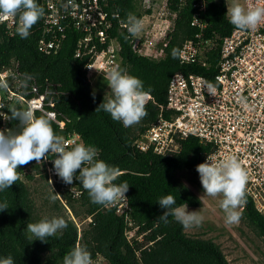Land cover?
I'll return each mask as SVG.
<instances>
[{
  "label": "trees",
  "instance_id": "obj_1",
  "mask_svg": "<svg viewBox=\"0 0 264 264\" xmlns=\"http://www.w3.org/2000/svg\"><path fill=\"white\" fill-rule=\"evenodd\" d=\"M144 1L148 3L147 0L102 1L112 26L106 30V42L95 39L92 43L97 50H102L108 47L110 40L116 42L122 57L119 67L140 78L145 90L157 103L166 104L167 86L174 73L207 76L216 73L222 39L235 27L229 22L226 0H207L204 9L196 5V0H168L169 7L177 12V18L166 55L161 58L145 56L133 48L127 29L120 24L126 21L129 13L138 18L152 13L154 1L146 9L143 8ZM38 3L45 9L43 0H38ZM114 13L118 18L112 16ZM195 15L206 27L193 24ZM43 24V19H40L26 39L16 32L12 35L4 26L0 27V67L14 60L19 62L22 79L31 77L27 83L35 82L40 91H45L48 85L57 117L65 123L61 126L54 122L55 131L65 137L79 134L85 144L100 152L97 159L119 168L122 174L115 183L126 181L129 184L126 196L132 224L125 214L117 212V206L92 203L88 192L78 180H74L72 186L80 189L81 193L74 196L69 190L62 191V197L57 196L52 207L58 210L70 207L76 216H81L83 228L66 215L68 226L62 234L58 232L47 242L39 239L29 241L26 238L27 224L42 217L28 183L37 174L47 177L43 174L45 162L37 164L31 161L17 169L21 179L0 192V202L7 200L10 207L0 212V258L11 255L15 264H63L64 255L79 242L90 251L93 264H97L100 258L109 264H230L221 246L213 239L189 235L171 217L169 223L158 219L166 209H162L157 201L169 194L174 196L177 206L201 205L200 197L178 178L177 172L195 169L204 162L208 147L190 136L181 140L180 151L171 154L140 150L136 140L156 121L160 107L152 101L147 102V115L138 124L127 128L122 122L114 121L109 113L96 111L106 94L95 91L93 100L94 89L86 67L92 53L82 47L83 54L77 56L85 33L74 26L67 27L59 46L47 53L40 49V40L44 37L49 40L51 35ZM198 32L203 34L201 39L214 43L207 52L209 66L173 59V49L180 51L183 42ZM5 110L9 117L8 107ZM7 123L9 128L19 130L18 121L7 120ZM49 157L54 156L49 154ZM48 195L55 194L49 192ZM242 203L245 218L264 242V215L256 209L249 195H244Z\"/></svg>",
  "mask_w": 264,
  "mask_h": 264
},
{
  "label": "built area",
  "instance_id": "obj_2",
  "mask_svg": "<svg viewBox=\"0 0 264 264\" xmlns=\"http://www.w3.org/2000/svg\"><path fill=\"white\" fill-rule=\"evenodd\" d=\"M43 1V26L51 39L44 37L40 40L41 50L51 53L59 46L61 38L65 37V29L74 26L85 33L80 40L77 56L83 54L82 47L92 53L88 64L96 69L86 66L90 81L92 76H105L107 71L121 63L122 57L116 42L110 40L108 47L102 50H97L92 43L95 39L106 42V30L112 26L101 4L106 0H72L71 3L69 0ZM249 2L255 5L264 0ZM196 5L204 9L205 0H196ZM115 14L112 16L117 17ZM176 18L177 12L169 7L168 0L159 10L154 9L145 15L142 18L145 26L139 37L128 34L133 48L145 56L164 57ZM194 18L193 24L206 27L196 15ZM16 24V18H9L0 22V27L4 26L13 35ZM120 24L127 29L125 21ZM202 37V32H198L183 42L179 51L182 62H199L204 67L209 66L207 52L214 43ZM22 77L19 62L12 60L10 64L0 67V78L9 83L8 91H0V105H3L0 107V128H9L4 119L8 117L5 107L17 104L25 108L32 106L37 116L42 112L52 113L55 122L64 126V121L57 117L53 98L49 97V86H46L45 91H40L39 85L34 82L27 83L24 89L20 87L24 80ZM209 82L215 85L216 96L209 95L205 86ZM166 96V104H159L150 94L147 102L157 104L160 112L156 121L137 138V147L143 151L171 154L180 151L182 139L192 136L208 147L204 161L208 155L215 156L218 161L235 156L249 173L245 194L253 199L256 209L264 215V23L255 29L241 31L234 28L222 39L216 73L207 76L176 72L168 83ZM65 140L69 145L84 142L77 133L65 137ZM54 159L48 157L41 161L46 164L43 174L47 175L49 182L52 181L51 192L62 197V191L69 190L78 196L81 190L72 184H65L55 173ZM111 206H117V212L125 214L129 224H132L126 196Z\"/></svg>",
  "mask_w": 264,
  "mask_h": 264
},
{
  "label": "clouds",
  "instance_id": "obj_3",
  "mask_svg": "<svg viewBox=\"0 0 264 264\" xmlns=\"http://www.w3.org/2000/svg\"><path fill=\"white\" fill-rule=\"evenodd\" d=\"M71 2L72 0H69V3ZM226 2L229 22L236 29L241 31L255 29L264 23V2L255 5L249 0L243 2L226 0ZM205 6H207L206 0ZM115 15L118 18V14ZM44 16L45 9L38 0H0V22L16 18V33L21 38L26 39L33 26ZM125 23L129 35L137 38L145 26L142 18L131 13L128 14ZM172 57L180 58L178 49H173ZM87 67L95 68L90 64ZM104 78L112 95H105L96 111L103 110L109 113L114 121L122 122L126 128L138 124L147 115L146 103L150 96V92L145 90L143 81L121 69L119 65L107 71ZM29 79L31 77H25L20 87L26 89ZM205 86L209 95L216 96L215 85L209 82ZM8 90L9 83L0 78V91ZM95 96L96 92L93 90V100ZM8 110L11 115L4 119L18 121L19 130L0 128V192L9 189L21 179L17 171L19 166L27 165L31 161H36L38 164L47 160L49 154H52L55 157L53 168L59 178L69 185L73 184L74 180H78L88 192L92 203L108 207L126 196L129 184L126 181L115 183L122 174L119 168L97 159L98 150L91 145L84 142L69 145L65 137L55 131L53 127L55 118L52 113L42 112L37 116L32 106L25 108L10 105ZM196 170L199 173L204 195L222 196L219 203L225 213L226 225L239 223L241 212L237 209L245 195V185L249 175L242 162L235 156L218 161L215 156L208 155L204 162L196 166ZM58 195L57 193L50 196V200L55 201ZM157 202L162 209H166L158 217L164 223H169L171 217L185 230L199 227L203 223L204 217L198 210L189 211L188 205L185 204L177 206L171 194L161 197ZM9 208L7 200L0 202V212ZM67 226L68 223L63 216L51 218L44 216L37 222L27 224L26 238L31 242L36 239L47 242L49 237L56 236L58 232L62 234ZM0 264H15L14 258L11 255L0 258ZM63 264H93V260L88 248L78 242L64 255Z\"/></svg>",
  "mask_w": 264,
  "mask_h": 264
},
{
  "label": "rangeland",
  "instance_id": "obj_4",
  "mask_svg": "<svg viewBox=\"0 0 264 264\" xmlns=\"http://www.w3.org/2000/svg\"><path fill=\"white\" fill-rule=\"evenodd\" d=\"M147 1L148 3L144 1V9L148 8V5L154 1L153 8L159 10L167 0ZM91 85L97 92L105 93L107 96L112 95L103 75L94 76V78L92 76ZM177 176L201 199L200 206H188V209L189 211L198 210L204 217L203 223L199 227L186 230L187 233L196 237L213 239L221 246L230 264H264L263 239L245 218L242 211L243 203L237 209L241 212L239 223L226 225L225 213L220 208L219 203L222 196L209 197L204 195L199 173L196 168L181 170L177 172ZM28 185L35 199L40 217L47 216L51 218L53 216L65 217L68 215L76 221L81 229L83 228L82 223L84 221H82L81 216H76L70 207L64 206L60 210L52 207L54 201L50 200V196L52 195L48 194L52 191L53 187L48 179L37 174L34 180L29 181ZM46 199H49V201L46 202ZM97 264L109 263L105 259L100 258Z\"/></svg>",
  "mask_w": 264,
  "mask_h": 264
}]
</instances>
